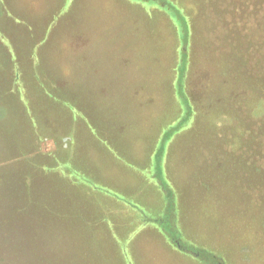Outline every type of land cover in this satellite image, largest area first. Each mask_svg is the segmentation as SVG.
Instances as JSON below:
<instances>
[{
	"label": "rangeland",
	"instance_id": "374dc122",
	"mask_svg": "<svg viewBox=\"0 0 264 264\" xmlns=\"http://www.w3.org/2000/svg\"><path fill=\"white\" fill-rule=\"evenodd\" d=\"M186 1L0 0V264H264V0Z\"/></svg>",
	"mask_w": 264,
	"mask_h": 264
},
{
	"label": "crops",
	"instance_id": "0c3cea01",
	"mask_svg": "<svg viewBox=\"0 0 264 264\" xmlns=\"http://www.w3.org/2000/svg\"><path fill=\"white\" fill-rule=\"evenodd\" d=\"M188 3H190V4H188ZM198 3H199V1H197V0H190V1L184 2V4L182 2V4H183L182 6H183V8H185L186 12L187 11H189V13L193 12L190 15L191 16L193 15L195 17L196 12L198 11ZM190 15L188 14V16H190Z\"/></svg>",
	"mask_w": 264,
	"mask_h": 264
}]
</instances>
